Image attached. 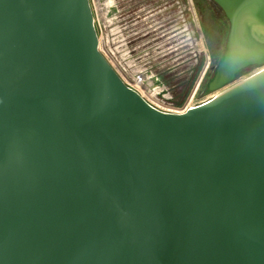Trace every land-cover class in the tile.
Listing matches in <instances>:
<instances>
[{
	"label": "water",
	"instance_id": "1",
	"mask_svg": "<svg viewBox=\"0 0 264 264\" xmlns=\"http://www.w3.org/2000/svg\"><path fill=\"white\" fill-rule=\"evenodd\" d=\"M212 1L224 56L169 113L90 0H0V264H264V0Z\"/></svg>",
	"mask_w": 264,
	"mask_h": 264
},
{
	"label": "rangeland",
	"instance_id": "2",
	"mask_svg": "<svg viewBox=\"0 0 264 264\" xmlns=\"http://www.w3.org/2000/svg\"><path fill=\"white\" fill-rule=\"evenodd\" d=\"M192 4L196 19H191V34L189 41H186L188 44L182 48L184 37L175 36L172 39H167L165 36L156 34L152 28H149V25L143 23L139 26L140 28L144 27L142 35H130L127 38L129 47L136 50V52L131 51V55L138 61L131 66L126 65L121 59V56L127 53L126 51L123 52L122 48H119L118 51L109 49L108 31L104 21L95 15L101 52L112 62L116 70L129 84L134 86L139 84L132 75L140 66L158 77L162 82V87L145 80L146 90H141V92L162 110L181 107L187 101L193 105L200 101L220 63L219 50L223 51L226 47L227 33L224 44L220 45V48L217 44H214L213 49L209 48L203 31L202 19L193 0ZM205 21L208 29L214 26L212 21L208 19ZM222 33L225 32L222 31ZM110 38L116 39L117 46L122 40L118 34ZM185 38L187 37L185 36ZM148 78L151 79V76Z\"/></svg>",
	"mask_w": 264,
	"mask_h": 264
},
{
	"label": "built area",
	"instance_id": "3",
	"mask_svg": "<svg viewBox=\"0 0 264 264\" xmlns=\"http://www.w3.org/2000/svg\"><path fill=\"white\" fill-rule=\"evenodd\" d=\"M136 2L137 0H90V5L95 19V26L96 15L98 18H102L108 31L107 42L109 49L118 51L119 48H122L123 52H127L124 53L123 56H121V59L126 65L131 66L132 64L138 62L131 55V51L136 52V50L135 48L133 49L129 47V40H127V38L130 35H142L144 27L140 28L139 26L143 23L145 25H149V28H152L153 31L156 32V34L165 36L167 37V39H172L175 36L184 37L182 40V48L185 47L186 44H188V42L186 41H189L191 34V19H196L192 0H140V12H138L137 14L129 13L130 7L132 9L133 5L135 6ZM115 34H118L122 38V40L119 41L118 46L116 45V39L110 38ZM185 36L187 38H185ZM107 60L116 70L112 62L108 58ZM138 68L139 69L136 70L132 75L135 80H138L137 83L139 84H137V86L129 84L120 75V73L117 70L116 71L129 87L138 91L146 100H148V102L152 106L161 111L169 113H184L188 111L189 108L194 106L189 101H187L181 107H171L168 110H162L158 108L141 92V90H146L145 80L151 81L153 85H161V87L162 82L149 70H145L143 66H140ZM148 76H151V79L148 78Z\"/></svg>",
	"mask_w": 264,
	"mask_h": 264
},
{
	"label": "flooded vegetation",
	"instance_id": "4",
	"mask_svg": "<svg viewBox=\"0 0 264 264\" xmlns=\"http://www.w3.org/2000/svg\"><path fill=\"white\" fill-rule=\"evenodd\" d=\"M193 2L194 5L196 6L197 12L201 16L203 31L205 33V38L208 42V45H211V42L213 40H216L213 39L214 38L213 32L226 31V33L229 34V30H230L229 20L223 9L216 2L212 0H193ZM138 12H140V0H137L135 6H133L132 9L130 7V11H129V13H135V14H137ZM206 19L213 22L214 26H211V29H208L205 21ZM220 19H223L225 22L220 23L219 22ZM207 32H211L210 33L211 38L207 36Z\"/></svg>",
	"mask_w": 264,
	"mask_h": 264
},
{
	"label": "trees",
	"instance_id": "5",
	"mask_svg": "<svg viewBox=\"0 0 264 264\" xmlns=\"http://www.w3.org/2000/svg\"><path fill=\"white\" fill-rule=\"evenodd\" d=\"M220 23H224L225 21L223 19H220L219 20ZM211 32H207V36L209 38H211V35H210ZM213 35H214V38L213 39H216V40H213L211 42V45H209L210 49L214 47V44H217L218 48H220V45H223L224 44V39H225V35H226V31L225 33L223 34L222 31H216V32H213ZM224 51L225 49L222 51L219 50V61L222 60L223 56H224ZM252 67H249L245 70H243L240 74H244L245 72H247L249 69H251Z\"/></svg>",
	"mask_w": 264,
	"mask_h": 264
}]
</instances>
